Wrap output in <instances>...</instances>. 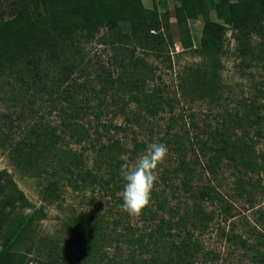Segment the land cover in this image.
<instances>
[{
    "label": "rangeland",
    "instance_id": "1",
    "mask_svg": "<svg viewBox=\"0 0 264 264\" xmlns=\"http://www.w3.org/2000/svg\"><path fill=\"white\" fill-rule=\"evenodd\" d=\"M142 1L146 7L155 4L159 12H168L174 39L169 58L155 57L139 47L129 56L124 45L115 49L95 38L80 40L74 63L77 68L72 80H68L71 83H66L71 89L70 101L55 95L47 98L42 93L29 95L20 92L19 84L11 77L1 79L0 114L16 117V138L33 122L59 124L65 117H74L78 126L85 129L84 137L78 140L68 133L59 147L80 154L85 167L105 179L111 173L106 163H97V148L113 142L119 147L112 153L120 163L106 186L95 181L73 188L60 168L53 170L52 175L44 173L35 165L14 162L9 145L0 146V169L12 175L36 207H45L46 216L37 222L33 233L31 256L45 258L53 254L49 247L56 244L70 264H139L153 254H162V246L169 243L154 239L157 225L167 228L171 219V233L166 236L176 242L185 238V230L179 227L180 216H190L198 202L212 218L203 228L186 222L192 239L200 242V252L193 257L195 264H257L254 249L241 245L237 236L256 245V249L261 248L255 234L264 230L260 218L264 212V123L251 125L248 119L238 126L237 119L243 120L249 112L264 114V38L255 35L252 39L256 57L250 53L243 56L237 50L232 30L227 29L218 58L220 95L213 101L196 98L189 94L183 80L189 76L190 68H202L210 62L199 45L202 15L188 19L191 43L184 46L174 13L180 0ZM217 1L202 0L214 20L217 18L213 2ZM123 27L129 30L127 22ZM119 76L124 81L135 79L138 89L133 93L123 89ZM149 94L159 102L154 111L148 108ZM79 105L82 109L74 111ZM228 135L251 143L255 159L262 164L260 170L240 164V169H236L226 158L216 165L211 161L214 147ZM152 143L165 144L168 155L158 166L150 205L139 218H132L121 207L123 173ZM55 179L58 187L53 200L45 201L43 187ZM205 187L210 188L209 194L200 197L199 191ZM156 197L164 202V209L157 208ZM226 204L230 214L223 209ZM169 207L175 215L170 216ZM85 228L96 231L98 236L91 254L85 246H78V241H72ZM230 235L235 238L229 239Z\"/></svg>",
    "mask_w": 264,
    "mask_h": 264
},
{
    "label": "trees",
    "instance_id": "2",
    "mask_svg": "<svg viewBox=\"0 0 264 264\" xmlns=\"http://www.w3.org/2000/svg\"><path fill=\"white\" fill-rule=\"evenodd\" d=\"M213 3L216 20L209 16L202 0H180V4L174 8L175 21L181 33L180 41L184 46L191 43L188 19L197 18L199 14L203 17L199 45L201 51L209 56L210 62L202 68H190L189 76L183 81L193 97L211 101L217 100L222 88L218 58L227 29L232 30L237 50L243 56L250 53L256 57L252 39L255 35L264 38V0H218ZM0 12V84L3 77H11L15 84H19L20 92L26 91L29 95L42 93L47 98L55 95L71 100V89L66 83H71L68 80H72L77 68L74 63L75 55L80 52V47H77L80 40L95 38L115 49L124 45L129 50V56L139 47L155 57L166 55L169 58V48L174 45L168 12H159L155 4L146 7L142 0H0ZM125 22L129 24V30L124 29ZM118 79L123 89L132 93L138 89L135 79L124 81L121 76ZM147 96L150 111L159 108V102L152 99L151 94ZM78 109H82V106L73 108L77 112ZM251 114L253 118H250ZM15 119L10 113L0 114V146L9 145L10 158L14 162L35 165L36 169L50 175L60 168L68 175L73 188L95 181L106 186L116 174L114 168L120 161L112 153L114 149L119 150L114 142L103 143L97 148V163H106L111 173L107 179L86 168L80 154L59 147L68 133L78 140L83 139L85 129L78 126L74 117H65L59 124L33 122L17 138ZM248 119L249 124L259 125L264 123V114L249 112L243 120L240 117L237 119V125L243 126ZM259 128L258 132L261 131ZM214 150L211 161L215 165L226 158L236 169H240L239 164L252 169L262 168V164L255 159L251 143L245 138L234 140L228 135L221 139ZM213 163L209 165L211 170L214 169ZM56 183L57 179L44 185L45 201L53 200L58 187ZM209 191L210 188L205 187L199 191V196L204 197ZM156 202L157 208L164 209L162 200L156 197ZM194 206L195 210L190 216L188 213L180 216L182 222H179V227L185 230V238L176 242L166 236L171 233L168 229L171 219L167 228L163 224L157 225L154 239L164 243L168 240L169 243L162 246V254H153L139 264H195L193 257L200 252V242L192 239V231L186 228V222L189 221L193 227L200 224L203 228L208 225L212 215L205 212L198 202ZM168 209L170 216L175 215L174 209ZM223 209L230 214L229 205H224ZM45 216V207H36L12 175L6 169H0V264H70L56 244L49 247L53 254L49 253L45 258L31 256L35 227ZM260 218L264 221V212H261ZM95 233L85 228L81 234L76 233L72 241H78V246H85L91 254L95 252L92 246L98 240ZM256 236L260 249L248 244L245 238L237 236V239L241 245L254 249L253 258L257 264H264V230ZM232 237L235 238L230 235L229 239Z\"/></svg>",
    "mask_w": 264,
    "mask_h": 264
},
{
    "label": "clouds",
    "instance_id": "3",
    "mask_svg": "<svg viewBox=\"0 0 264 264\" xmlns=\"http://www.w3.org/2000/svg\"><path fill=\"white\" fill-rule=\"evenodd\" d=\"M168 155L163 143H152L137 162L123 173L125 184L121 193L122 210L132 218H139L151 203V193L158 180L157 169Z\"/></svg>",
    "mask_w": 264,
    "mask_h": 264
}]
</instances>
